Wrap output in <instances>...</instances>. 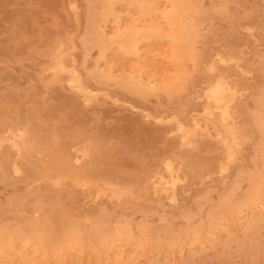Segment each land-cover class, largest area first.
Listing matches in <instances>:
<instances>
[{"label":"rangeland","instance_id":"374dc122","mask_svg":"<svg viewBox=\"0 0 264 264\" xmlns=\"http://www.w3.org/2000/svg\"><path fill=\"white\" fill-rule=\"evenodd\" d=\"M0 264H264V0H0Z\"/></svg>","mask_w":264,"mask_h":264},{"label":"bare ground","instance_id":"6f19581e","mask_svg":"<svg viewBox=\"0 0 264 264\" xmlns=\"http://www.w3.org/2000/svg\"><path fill=\"white\" fill-rule=\"evenodd\" d=\"M187 1H188V0H187ZM177 4H179V3H177ZM185 4H186V3H184L183 5H185ZM189 5H190V4H189ZM189 5H188V7H189ZM180 6H182V4L179 5V6H175L176 8H175V7H171V8H175V9H177V8L180 7ZM168 8H170V7H168ZM183 8L185 9V7H183ZM183 8H181V9L183 10ZM190 8H191V7H190ZM106 9H107V8H106ZM166 9H167V8H166ZM175 9H173V10H175ZM181 9H180V10H181ZM104 10H105V9H104ZM109 10H110V9H109ZM158 10H159V9H157V12H158ZM173 10H171V11H173ZM185 10H188V9H185ZM189 10H190V9H189ZM106 11H107V10H105V11H103V12H106ZM160 11H161V10H160ZM164 11H165V10H164ZM166 11H167V10H166ZM168 11H170V9H168ZM162 12H163V11H162ZM177 12H179V10H178ZM177 12H176V13H177ZM185 12H186V11H185ZM189 12H190V11H189ZM189 12H188V13H189ZM188 13H187V14H188ZM184 14H186V13H184ZM98 15H100V14H98ZM177 15H178V14H177ZM189 15H190V14H189ZM102 16H103V15H102ZM187 16H188V15H187ZM97 17H98V16H97ZM99 17H100V16H99ZM99 17H98V18H99ZM95 18H96V16H95ZM98 18H97V19H98ZM99 19L101 20V18H99ZM176 19H177V18H176ZM178 19H179V18H178ZM105 20H108L107 17H105ZM96 21H97V20H96ZM168 21H169V20H168ZM176 21H177V20H176ZM99 22H100V21H99ZM104 22H105V21H104ZM118 22H120V21H118ZM92 23H93V22H92ZM92 23H91L90 25L93 26L94 24H92ZM101 24H102V23H100V26H98V24H96V25H97L96 28L99 27L98 29H100V27H102ZM189 24H190V23H189ZM168 25H170V24H168ZM173 25L175 26V24H173ZM92 26H91L90 28H93ZM164 26H165V25H164ZM177 26H179L178 28H180V25H177ZM177 26H175V28H176ZM188 26H189V25H188ZM88 28H89V27H88ZM90 28H89V29H90ZM173 28H174V27H173ZM178 28H177V29H178ZM183 28H185V27H183ZM132 29H133V28H132ZM155 29H158V27L155 28ZM181 29H182V28H181ZM185 29H188V28H185ZM140 30H141V29H140ZM130 31H131V30H130ZM138 31H139V28H138ZM141 31L144 32L145 30H141ZM146 31H147V30H146ZM146 31H145V32H146ZM185 31H186V30H185ZM88 32H89V30H88ZM96 32H98V33L100 34L102 31H101V32L96 31ZM96 32H95V33H96ZM139 32H140V31H139ZM171 32H172V31H171ZM183 32H184V31H183ZM103 33H105V32H103ZM124 33H125V32H124ZM124 33H123V34H124ZM140 33H141V32H140ZM118 34H119L118 36L122 35V34H120V33H118ZM130 34H131V33H130ZM105 35H106V34H101V36L98 37V40H99V38H101V40L104 41V43H105V40H107L108 43H109L111 40L114 39V38H113V39H111V40H108L107 38H104V37H103V36H105ZM128 35H129V34H128L127 31H126L125 35H123V36H124V37H126V36L128 37ZM137 35H138V33H137ZM118 36H115V37H118ZM133 36H136V33H135ZM140 36H143V35L141 34ZM140 36H139V37H140ZM144 36H145V35H144ZM148 36H149V35H148ZM182 36H184V35H182ZM94 37H97V36H94ZM120 37H121V36H120ZM139 37L137 36V38H139ZM118 38H119V37H118ZM121 38H122V37H121ZM133 38H134V37H133ZM135 38H136V37H135ZM137 38L135 39L136 41H137ZM140 38H142V37H140ZM184 38H185V37H184ZM103 39H105V40H103ZM131 39H132V38H131ZM101 40H100V41H101ZM116 40H117V39H116ZM132 40H133V39H132ZM180 40H182V39H180ZM102 41H101V42H102ZM107 41H106V43H107ZM138 41H140V40H138ZM142 41H143V40H142ZM176 42H178V41H174V43H176ZM180 42H182V41H179V43H180ZM98 43H100V42L98 41ZM135 43L137 44V42H134V44H135ZM123 44H124V43H123ZM129 44H130V42H128V45H129ZM136 44H135V45H136ZM101 45H103V44H101ZM173 45H174V44H173ZM117 46H118V45H117ZM174 47H177V46H174ZM126 48H127V47H126ZM178 48H180V47H178ZM102 49H104V48H102ZM102 49H100V51H101L102 53H105V52H103V51L106 49V47H105L104 50H102ZM170 49H171V48H170ZM175 49H176V48H175ZM126 50H128V48H127ZM170 51H171V50H170ZM181 54H184V53L181 52ZM104 56H105V55H104ZM176 56H177V58L179 57L178 55H176ZM169 57H170V56H169ZM181 60H182V59H181ZM177 61H178V60H177ZM179 62H181V61H179ZM59 67H60V65H59ZM179 68H180V67H179ZM75 75H76V74H75ZM176 76H177V75H176ZM173 77H175V76H173ZM131 79H132V78H131ZM174 80H175V79H174ZM176 81H177V80H176ZM141 83H142V82H141ZM167 83H170V82L168 81ZM142 84H143V83H142ZM140 85H141V84H140ZM145 85H147V84H145ZM145 85H142V86L146 87ZM170 85H172V84H170ZM152 86H153V83H152ZM140 87H141V86H140ZM138 89H140V88H138ZM155 89H156V88H155ZM218 89H219V88H218ZM136 90H137V89H136ZM213 91H214V90H213ZM213 91H212V92H213ZM141 92H143V91H141ZM211 95H212V94H211ZM216 96H217V95H216ZM218 96H219V95H218ZM218 96H217V97H218ZM214 97H215V95H214ZM209 98H210V97H209ZM210 99H211V98H210ZM215 99H216V98H215ZM216 100L221 101V98H218V99H216ZM222 100H224V99H222ZM222 102H223V101H222ZM218 104H221V103L218 102ZM215 105H216V104H215ZM171 175H172V174H171ZM171 175H170V176H171ZM166 184H167V183H166ZM168 184H170V183H168ZM166 187H168V186L166 185ZM249 200H251V199H249ZM249 200H247V201H249ZM252 200H254V199H252ZM253 202H254V201H253ZM243 204H244V206H246V207L248 206V207H249L248 204H245V203H243ZM196 237H197V236H196ZM196 237H195V238H196ZM195 238H193V239H195ZM113 240H116V239H112V241H113ZM196 240H197V238H196ZM194 242H195V241H194ZM107 243H109V242H107ZM112 243L115 245V242H114V241H113ZM117 243H118V242H117ZM109 245H111V244H109ZM117 246H118V245H117ZM147 246H148V245H147ZM112 247H113V246H112ZM112 247H110V248L112 249ZM46 252H47V251H46ZM47 253H48V252H47Z\"/></svg>","mask_w":264,"mask_h":264}]
</instances>
